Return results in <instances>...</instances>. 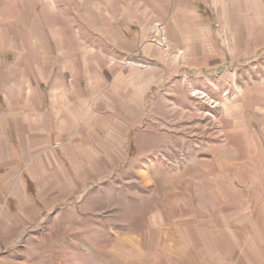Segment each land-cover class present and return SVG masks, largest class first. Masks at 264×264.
Listing matches in <instances>:
<instances>
[{"label": "rangeland", "instance_id": "obj_1", "mask_svg": "<svg viewBox=\"0 0 264 264\" xmlns=\"http://www.w3.org/2000/svg\"><path fill=\"white\" fill-rule=\"evenodd\" d=\"M127 1L0 0V264H264V0Z\"/></svg>", "mask_w": 264, "mask_h": 264}, {"label": "crops", "instance_id": "obj_2", "mask_svg": "<svg viewBox=\"0 0 264 264\" xmlns=\"http://www.w3.org/2000/svg\"><path fill=\"white\" fill-rule=\"evenodd\" d=\"M119 1V0H118ZM128 1L130 4H128ZM127 1V4L124 6L123 3L120 4L119 11H118V17L120 19H117V21H120L122 19L121 15L124 14V11H126V8H129L131 6H135V3L131 4L130 0ZM217 0H159L156 1L155 3H151V5L147 3H143L145 7H150L153 8V10H156L154 16H152L158 21L160 20V23L164 25L166 28H171L172 25L177 24L181 25V29L183 31L185 30H199V27L197 24L200 25V21L202 20V11L210 13L209 16L212 17L214 15L213 9L216 7ZM155 7H154V6ZM212 7V8H211ZM150 22V21H149ZM198 22V23H196ZM130 23L132 24L131 26L135 30V25H136V20L131 18ZM151 23V22H150ZM134 25V26H133ZM196 25V26H195ZM128 27L129 29L131 28ZM179 28V27H178ZM93 85V84H92ZM95 109H92V113H96ZM77 115H73V119L77 118ZM92 121V120H91ZM4 152V153H3ZM19 158L22 159L23 153L20 152ZM8 159L7 152L4 150V146H0V162L4 163V167L7 169L8 166L12 163L10 162V159L8 162L6 160ZM13 158L11 157V160ZM6 162V163H5ZM9 171L11 170H6L3 171L4 174H8ZM6 176H4L5 179Z\"/></svg>", "mask_w": 264, "mask_h": 264}]
</instances>
